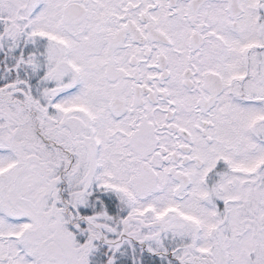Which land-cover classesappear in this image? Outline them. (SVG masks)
<instances>
[{
  "label": "snow or ice",
  "instance_id": "1",
  "mask_svg": "<svg viewBox=\"0 0 264 264\" xmlns=\"http://www.w3.org/2000/svg\"><path fill=\"white\" fill-rule=\"evenodd\" d=\"M0 264H264V0H0Z\"/></svg>",
  "mask_w": 264,
  "mask_h": 264
}]
</instances>
